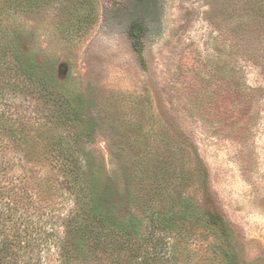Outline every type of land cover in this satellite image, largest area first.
I'll return each mask as SVG.
<instances>
[{
	"label": "rangeland",
	"instance_id": "rangeland-1",
	"mask_svg": "<svg viewBox=\"0 0 264 264\" xmlns=\"http://www.w3.org/2000/svg\"><path fill=\"white\" fill-rule=\"evenodd\" d=\"M15 54L47 86L16 75ZM82 192L112 194L144 233L156 210L183 222L155 264H221L223 247L234 263L264 264V0H0L5 264H64ZM201 212L227 224L225 242Z\"/></svg>",
	"mask_w": 264,
	"mask_h": 264
},
{
	"label": "trees",
	"instance_id": "trees-1",
	"mask_svg": "<svg viewBox=\"0 0 264 264\" xmlns=\"http://www.w3.org/2000/svg\"><path fill=\"white\" fill-rule=\"evenodd\" d=\"M132 45L136 51L141 65L145 68V46H144V26L141 23L132 25L129 31ZM16 61V75L25 78L35 85H43L44 81L38 79L36 75L37 65L32 61H24L17 54L13 55ZM47 86V83H44ZM48 96L53 97L46 90ZM68 109L61 113L60 117L64 120L73 118ZM75 114L77 113L74 112ZM16 130L11 127V135L14 136ZM65 160L73 162L71 174L82 173L84 164L81 160L74 158L75 154L71 151H65ZM78 204V212L70 220L66 228V237L62 244V257L64 264L73 262H83L88 255L95 257L109 254L114 256L116 252L126 254L130 261L136 260L137 264H155L160 252H163L166 242L179 235L182 228L185 227L182 222L178 226L170 224V218L162 211L156 210L149 215L151 228L144 233L145 221L142 217L128 215L124 211L120 212V205L116 203L112 194L90 193L89 195L81 193ZM186 214L190 211V206L186 202ZM122 210V209H121ZM197 221L205 223L206 226L224 229V242L228 238L227 224L216 217L206 215L201 212L197 215ZM184 225V227H183ZM160 236L156 238L157 234ZM223 242V243H224ZM221 264L234 263L236 252L228 247H223L221 253ZM13 258L10 248H0V264H5V259ZM236 262V261H235ZM11 264V263H10Z\"/></svg>",
	"mask_w": 264,
	"mask_h": 264
}]
</instances>
